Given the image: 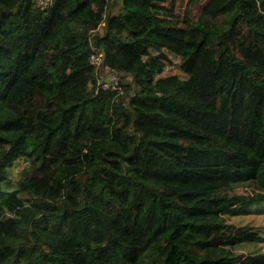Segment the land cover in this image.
Segmentation results:
<instances>
[{
    "label": "trees",
    "instance_id": "16d2710c",
    "mask_svg": "<svg viewBox=\"0 0 264 264\" xmlns=\"http://www.w3.org/2000/svg\"><path fill=\"white\" fill-rule=\"evenodd\" d=\"M177 6L0 0V264H264V0Z\"/></svg>",
    "mask_w": 264,
    "mask_h": 264
},
{
    "label": "built area",
    "instance_id": "2783aa9c",
    "mask_svg": "<svg viewBox=\"0 0 264 264\" xmlns=\"http://www.w3.org/2000/svg\"><path fill=\"white\" fill-rule=\"evenodd\" d=\"M56 0H36V4L42 8L51 7ZM91 60L93 64H95L98 69V71L101 70V67L103 66V63L105 61V54L102 50L97 51L91 55ZM106 77L104 81L103 76L101 80V86L106 89H112V90H122L121 81L122 78L118 71L112 70L105 73Z\"/></svg>",
    "mask_w": 264,
    "mask_h": 264
},
{
    "label": "rangeland",
    "instance_id": "374dc122",
    "mask_svg": "<svg viewBox=\"0 0 264 264\" xmlns=\"http://www.w3.org/2000/svg\"><path fill=\"white\" fill-rule=\"evenodd\" d=\"M179 2H182V5H179ZM186 3H187V0H178L177 12L183 11ZM118 5H116V6H118ZM179 63L180 62L178 61V58L172 56L170 61H167L168 66H167L165 72L163 73V75L167 76V75L175 74V73L182 75V70L179 67ZM262 209L254 212V213L249 214L252 217L254 216L258 223H261V222L264 223V208H262Z\"/></svg>",
    "mask_w": 264,
    "mask_h": 264
}]
</instances>
